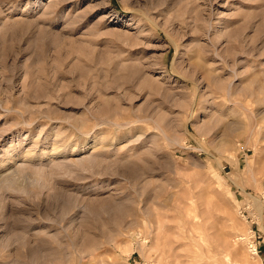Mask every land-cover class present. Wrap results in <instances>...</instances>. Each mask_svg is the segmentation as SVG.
Masks as SVG:
<instances>
[{"label": "rangeland", "instance_id": "rangeland-1", "mask_svg": "<svg viewBox=\"0 0 264 264\" xmlns=\"http://www.w3.org/2000/svg\"><path fill=\"white\" fill-rule=\"evenodd\" d=\"M0 264H264V0H0Z\"/></svg>", "mask_w": 264, "mask_h": 264}, {"label": "bare ground", "instance_id": "bare-ground-1", "mask_svg": "<svg viewBox=\"0 0 264 264\" xmlns=\"http://www.w3.org/2000/svg\"><path fill=\"white\" fill-rule=\"evenodd\" d=\"M254 251H256V249H254ZM257 254V253H256Z\"/></svg>", "mask_w": 264, "mask_h": 264}]
</instances>
